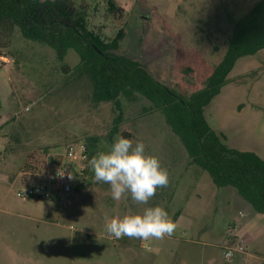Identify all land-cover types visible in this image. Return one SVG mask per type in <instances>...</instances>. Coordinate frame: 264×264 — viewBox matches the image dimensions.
Wrapping results in <instances>:
<instances>
[{"label":"rangeland","instance_id":"374dc122","mask_svg":"<svg viewBox=\"0 0 264 264\" xmlns=\"http://www.w3.org/2000/svg\"><path fill=\"white\" fill-rule=\"evenodd\" d=\"M257 1L113 0L123 10L118 17L107 12L106 0H84L83 13L88 29L105 41L122 30L115 53L139 61L155 80L186 96L204 87L235 22ZM78 63L74 50L59 60L52 48L23 38L17 28L10 47L0 49V173H22L13 184L0 183V200L20 209L14 191L44 180L64 162L69 146L86 138L111 145L120 133H129L134 145L142 141L145 154L160 159L169 184L147 204L134 203L130 194L114 201L110 185L94 180L89 160L77 162L69 204L53 198L37 203L55 206L51 213L29 207L20 209L24 216L0 213V264H264V215L190 164L164 115L144 114L150 105L139 95L120 99V133L107 140L117 112L112 103L93 100L88 77L74 70ZM204 116L229 148L264 159V49L236 62ZM155 206L177 224L171 237L117 239L106 231V217L143 214ZM235 237L244 241L245 253L226 262L223 246Z\"/></svg>","mask_w":264,"mask_h":264},{"label":"trees","instance_id":"16d2710c","mask_svg":"<svg viewBox=\"0 0 264 264\" xmlns=\"http://www.w3.org/2000/svg\"><path fill=\"white\" fill-rule=\"evenodd\" d=\"M76 1L81 2L79 7ZM106 5L108 13L122 17L123 10L113 0H106ZM85 7L84 0H0V49L10 47L17 28L23 38L52 48L59 60L74 50L79 57L74 70L78 76L88 77L93 100L112 103L117 112L107 140L112 142L120 133V99L131 101L139 95L150 105L144 114L158 111L164 115L190 164L207 172L217 188H233L255 213L264 215V159L253 152L229 148L204 116V107L228 83L236 62L264 49V0L257 1L235 22L225 53L204 87L186 96L155 80L139 61L116 54L124 32L119 30L113 39L103 40L88 29ZM119 136L131 137L129 133ZM101 141L86 138L88 160L102 151ZM23 169L29 171L27 163Z\"/></svg>","mask_w":264,"mask_h":264},{"label":"clouds","instance_id":"9594fccd","mask_svg":"<svg viewBox=\"0 0 264 264\" xmlns=\"http://www.w3.org/2000/svg\"><path fill=\"white\" fill-rule=\"evenodd\" d=\"M99 151L89 160L94 180L110 185L114 201L127 199L136 204H147L157 188L167 187L169 173L157 156L145 154V144L117 136L111 145L101 142ZM106 231L121 239L162 240L171 237L177 224L161 206L148 207L143 214L105 218Z\"/></svg>","mask_w":264,"mask_h":264},{"label":"built area","instance_id":"2783aa9c","mask_svg":"<svg viewBox=\"0 0 264 264\" xmlns=\"http://www.w3.org/2000/svg\"><path fill=\"white\" fill-rule=\"evenodd\" d=\"M64 162L49 170L45 175V181L22 185L14 191L18 200H40L48 201L57 198L60 201H67L68 195L73 189L75 174L73 164L82 163L87 160L88 152L84 144L69 146L64 154ZM243 216V213H239ZM244 242L237 238L231 245L223 246L222 256L224 261H232L238 254H244Z\"/></svg>","mask_w":264,"mask_h":264},{"label":"crops","instance_id":"0c3cea01","mask_svg":"<svg viewBox=\"0 0 264 264\" xmlns=\"http://www.w3.org/2000/svg\"><path fill=\"white\" fill-rule=\"evenodd\" d=\"M221 92V91H220ZM219 95V94H218ZM5 152H6V147L4 148ZM13 152H11V156L12 158L14 157V153L12 154ZM10 162V161H9ZM19 164V161L17 162V165ZM5 165H8V161L5 162ZM22 173L18 172L17 175H14V173H8V172H5V173H0V183H4V184H13V182H15L16 180V176H21ZM42 181H45V177H44V180ZM42 181H37V182H31L30 184H34V183H38V182H42ZM29 184V185H30ZM22 186V185H20ZM19 186V187H20ZM21 201V206L18 205V207L20 209L22 208H25V207H29V208H32V209H36L38 210L39 212L40 211H44V212H49L51 213L52 210H53V207L55 206H52V205H49V204H44V205H41V204H37V203H40L38 202V200H19ZM27 201H32V203L30 204H27ZM6 203L7 201L5 199H1L0 200V213H11V214H15V215H18V216H24L22 214V212L20 211V209H12L8 206H6ZM240 213V212H239ZM37 222L39 223H47L48 221L46 220H43L41 218H39V220L37 219ZM53 224V222H51ZM82 231V230H81ZM83 233L86 232L85 230L82 231ZM238 237H235V240L237 239ZM245 240H247V237L245 238ZM244 242V241H243ZM246 255L248 256V254L246 253Z\"/></svg>","mask_w":264,"mask_h":264}]
</instances>
